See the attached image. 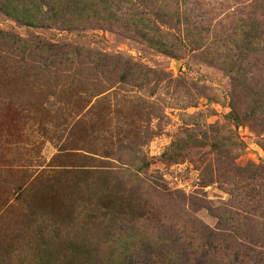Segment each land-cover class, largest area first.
Returning <instances> with one entry per match:
<instances>
[{
  "label": "rangeland",
  "instance_id": "obj_1",
  "mask_svg": "<svg viewBox=\"0 0 264 264\" xmlns=\"http://www.w3.org/2000/svg\"><path fill=\"white\" fill-rule=\"evenodd\" d=\"M203 255L264 264V0H0V264Z\"/></svg>",
  "mask_w": 264,
  "mask_h": 264
},
{
  "label": "trees",
  "instance_id": "obj_2",
  "mask_svg": "<svg viewBox=\"0 0 264 264\" xmlns=\"http://www.w3.org/2000/svg\"><path fill=\"white\" fill-rule=\"evenodd\" d=\"M221 236H223V235L221 234ZM250 251H252V250H250ZM259 255H262V254H259ZM236 259L238 260V256H237ZM208 261H210V260L207 259V255H206V256L203 255V256L199 257V258L197 259V261H195L194 264H209ZM236 262H237V261H236ZM164 264H165V263H164Z\"/></svg>",
  "mask_w": 264,
  "mask_h": 264
}]
</instances>
